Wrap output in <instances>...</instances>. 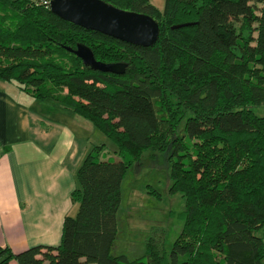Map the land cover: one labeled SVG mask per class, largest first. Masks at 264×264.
<instances>
[{
  "label": "trees",
  "instance_id": "trees-1",
  "mask_svg": "<svg viewBox=\"0 0 264 264\" xmlns=\"http://www.w3.org/2000/svg\"><path fill=\"white\" fill-rule=\"evenodd\" d=\"M42 1L0 0V80L88 120L119 158L93 144L59 243L0 245V264H262L264 115L254 107L264 104V0H103L154 18L150 46L83 28ZM78 43L125 62L124 73L84 65L68 50ZM146 151L167 155L182 227L169 249L153 231L130 259L111 252L116 215L122 180Z\"/></svg>",
  "mask_w": 264,
  "mask_h": 264
},
{
  "label": "crops",
  "instance_id": "crops-1",
  "mask_svg": "<svg viewBox=\"0 0 264 264\" xmlns=\"http://www.w3.org/2000/svg\"><path fill=\"white\" fill-rule=\"evenodd\" d=\"M4 83L0 80V245L13 252L55 246L64 216L75 211L70 193L75 171L94 144L91 126L52 99Z\"/></svg>",
  "mask_w": 264,
  "mask_h": 264
},
{
  "label": "rangeland",
  "instance_id": "rangeland-1",
  "mask_svg": "<svg viewBox=\"0 0 264 264\" xmlns=\"http://www.w3.org/2000/svg\"><path fill=\"white\" fill-rule=\"evenodd\" d=\"M150 1L159 8L164 2ZM8 84L5 85L13 88L15 83ZM254 111L258 115H264V104L255 106ZM83 120L91 126L88 131L90 140L94 144H104L101 155L105 158H119L113 142L95 129L88 120ZM155 155L153 157L151 151H146L141 161L127 170L122 180L121 203L116 215L117 233L112 254L123 253L130 259L142 255L145 249L144 240L153 231H163L165 244L169 249L181 230L182 220L177 214L184 209V200L179 192L169 191L171 180L167 155ZM149 190H154L156 194Z\"/></svg>",
  "mask_w": 264,
  "mask_h": 264
},
{
  "label": "water",
  "instance_id": "water-1",
  "mask_svg": "<svg viewBox=\"0 0 264 264\" xmlns=\"http://www.w3.org/2000/svg\"><path fill=\"white\" fill-rule=\"evenodd\" d=\"M49 8L64 20L135 45L150 46L159 35L158 22L148 14L118 8L103 0H50ZM68 50L93 70L124 73L125 62L96 60L91 49L83 43Z\"/></svg>",
  "mask_w": 264,
  "mask_h": 264
},
{
  "label": "built area",
  "instance_id": "built-area-1",
  "mask_svg": "<svg viewBox=\"0 0 264 264\" xmlns=\"http://www.w3.org/2000/svg\"><path fill=\"white\" fill-rule=\"evenodd\" d=\"M42 2L47 4L49 3V0H43Z\"/></svg>",
  "mask_w": 264,
  "mask_h": 264
}]
</instances>
